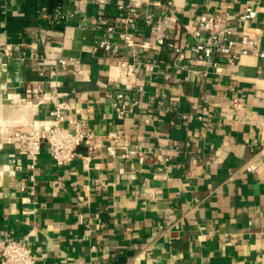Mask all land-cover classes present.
Listing matches in <instances>:
<instances>
[{"label": "crops", "instance_id": "crops-1", "mask_svg": "<svg viewBox=\"0 0 264 264\" xmlns=\"http://www.w3.org/2000/svg\"><path fill=\"white\" fill-rule=\"evenodd\" d=\"M247 1L175 0L178 26L193 28L200 14L242 13ZM254 1L259 13L246 31L264 49V0ZM127 2L0 0V257L9 239H26L35 264H264V178L245 168L264 147V58L210 63L205 75L166 81L173 57L152 53L142 104L121 117L115 93L126 87V53L96 46V22ZM57 9L67 19L55 20ZM16 43L21 52L11 50ZM59 56L79 58L86 74L51 77ZM163 95L176 102L172 115L149 101ZM57 102L65 125L81 121L101 147L81 144L61 165L43 143L33 168L12 136L47 126ZM112 131L141 146L143 161L121 157L122 148L110 155Z\"/></svg>", "mask_w": 264, "mask_h": 264}, {"label": "built area", "instance_id": "built-area-1", "mask_svg": "<svg viewBox=\"0 0 264 264\" xmlns=\"http://www.w3.org/2000/svg\"><path fill=\"white\" fill-rule=\"evenodd\" d=\"M92 1L97 4L105 2ZM153 4L163 5L161 14H156L151 7ZM117 9L119 13L115 15L98 16L96 27L101 30L102 35L96 40V46L107 56L123 58V53H126L124 83L127 88L115 93L121 117L127 116L134 107H140L142 104L146 88L140 79L145 72L149 73L155 69L152 53L168 51L173 57V62L169 63L164 72L166 81L185 80L192 73L205 75L207 72L201 67L210 63L225 61L237 64L243 56L250 54L264 58L261 42L246 31L247 26L259 13V5L254 0L246 2L242 13L218 11L213 14H200L191 29L178 26V8L175 0H165L164 3L160 0H128L127 3H119ZM54 19L63 20L67 19V16L57 9ZM12 49L21 52L22 44L16 43ZM32 51V56L38 58L37 51ZM61 71L85 75L87 69L77 57L59 56L51 63L49 75L56 77ZM32 93L42 95L39 86L35 87ZM156 99L151 97L149 101L163 107L167 114L172 115L177 111L175 101L167 100L164 95ZM64 108V103H55L50 112V121L44 128L18 130L13 134L12 139L31 156L33 168L41 155L43 143L48 144L51 156L61 165L76 157L81 144H86L92 150L101 147L102 138L86 130L81 121L70 118L68 121L72 127L65 125L67 118ZM151 116L148 114L146 120L151 121ZM183 118L187 119L189 115L184 113ZM198 118L202 119L203 116L198 115ZM106 137L112 141L107 148L110 155L116 156L117 149L122 148L125 152L121 157L135 156L143 161L145 151L141 146L132 147L117 131L108 133ZM245 168L248 172L263 174L264 178V147L254 153ZM37 258L26 239H9L2 250L0 264H35Z\"/></svg>", "mask_w": 264, "mask_h": 264}]
</instances>
